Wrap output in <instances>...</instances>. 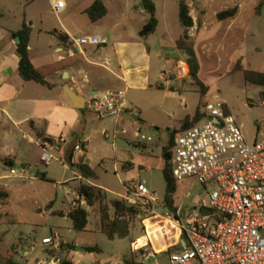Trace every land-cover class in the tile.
Returning <instances> with one entry per match:
<instances>
[{"label": "crops", "instance_id": "1", "mask_svg": "<svg viewBox=\"0 0 264 264\" xmlns=\"http://www.w3.org/2000/svg\"><path fill=\"white\" fill-rule=\"evenodd\" d=\"M40 1L0 0V189L6 194V198L0 201V227L10 226L11 230L7 228L5 231L12 232L13 235L10 248L4 252L0 251V264H23V262L31 264L29 261L32 260L31 256L36 251L44 252L46 256L47 252L41 241L52 233L57 236L59 242L54 255L61 262L82 264L76 256L70 254V245L62 242L51 226L42 228L44 224L51 222L49 215L54 214L51 200L33 201L26 212L9 206L13 193L5 189L11 188V183L20 181L23 185L17 186L16 192L23 194V198H28L30 190L33 192L34 188L24 182L33 181L29 173L31 160L36 153L39 163L42 164L40 161L42 151H47L52 157L53 151L58 152L61 161L63 157L62 165L66 168L87 165L94 171L91 166V153L94 150V141L98 140L96 136L98 131L91 129L93 118L87 116L89 112L84 109L86 100L91 96L106 91L124 93L128 110L121 115L120 119H111L109 124L111 130L114 129L112 131L114 139L121 134L125 135L122 138L125 142L132 143L134 139H137L136 135L140 134V125L149 129L160 126L156 113L162 110L164 101L180 98L179 82L173 80L172 75L163 80L161 74L173 69L174 63L178 60L179 56L177 57L176 53L180 51L178 43L183 35V27L175 10L169 11L166 0H150L155 7L157 26L155 31L147 36L140 35V30L147 20L141 0H101L106 14L95 22H92L86 13L94 0H62L63 9L58 13L53 11L50 0H44V9L41 8ZM260 1L194 0L192 3L183 1L188 6L193 22L187 35L194 53L193 38H196L199 33L209 32L210 27H214L213 32L220 34L225 42L223 49L232 48L238 34H242L244 27L249 23L245 21V16L252 17L251 20L264 16V8L259 14L256 13V7ZM230 9H236L234 17L225 20L217 19L219 13ZM170 12L173 19H170ZM174 13L178 21H174ZM48 14L55 17L56 20L53 23L48 21L49 17H46ZM23 23L30 28L28 42L30 62L50 87L26 80L19 70L20 59L16 54L19 38L16 33ZM172 24L181 29L177 37L170 38ZM159 28L167 38L162 44L165 47L163 52L159 51L153 38H150L158 32ZM90 36L97 37L101 44L77 46L73 43L76 39ZM239 61L242 64V61ZM186 79H192V77L189 76ZM67 89H72L78 96L84 98L83 108L79 109L73 105L66 94ZM261 91L263 92L264 88H261ZM179 102L181 105V99ZM142 106L149 111L155 110V115L151 112L148 116H143L140 111ZM128 113L131 115V121L126 118ZM194 114L191 117L187 115L186 119H191ZM123 126L130 129V133ZM120 128L125 130L124 134L122 130L117 132ZM99 134L105 139L110 138L108 129L105 127L100 129ZM153 134L158 135L159 131H153ZM77 144L81 147L80 151L74 150ZM142 148H145L144 144ZM125 152L118 150L116 143H113L112 162L115 171L118 168L121 171L128 169L134 162L129 159V154L124 155ZM135 162L142 164L141 160ZM20 168L27 171L25 179L19 180L10 175L11 169ZM146 168L149 167H143V170H149ZM40 178L44 179V175ZM95 178L86 183L104 191L100 186L95 185L93 182ZM74 181L78 182L79 186V175ZM126 183L122 181L123 186ZM69 192L70 190L65 187V193ZM49 204L50 207H48ZM174 205L177 207V216L181 218L194 208L200 210V208L208 207L204 203H198L197 207L182 213L181 205H177L175 201ZM46 213L48 214L45 218ZM56 214L67 218V212H56ZM138 223L139 226L134 231L138 232L139 229L140 232L141 228V234L134 238L130 233L128 239L130 241L133 237V249L129 258H122L118 264H125L130 259L139 264H154V260L155 264H164L161 262L163 254L169 257L170 254L182 249L185 240L179 231L165 226L162 228L158 221L145 216ZM36 229H42L43 236L39 243L35 236L31 235ZM169 240L174 242L167 244ZM155 245L161 249L159 252ZM78 249L76 252H85L84 248L78 247ZM168 249H171L169 253H167ZM95 252L99 253L100 250L97 249ZM147 255L149 260L145 261L144 257ZM92 261L103 264L96 259H91L90 262Z\"/></svg>", "mask_w": 264, "mask_h": 264}, {"label": "rangeland", "instance_id": "2", "mask_svg": "<svg viewBox=\"0 0 264 264\" xmlns=\"http://www.w3.org/2000/svg\"><path fill=\"white\" fill-rule=\"evenodd\" d=\"M178 1L166 0L169 11L174 9L177 16ZM183 1L192 3L194 0ZM39 4L42 9L45 8L44 0H41ZM169 15L170 19H173L171 12ZM176 15L174 13V21H178ZM46 17H49L48 21L51 23L56 20L50 14L46 15ZM251 18L245 16V21L249 23L244 27L242 34H238L232 48L223 49L225 42L221 39L220 34L213 32L214 27H210L209 32L199 33L196 38H193L195 59L199 66L196 78L178 79L172 75L173 80L179 82V99H181V105H179V99H166L162 110L156 113L160 126L149 129L140 125V135L150 137L152 139L150 143H142L140 139H134L132 143H127L122 139L125 135L121 134L117 135V138L114 139L112 137V131L114 129L111 130L109 125L112 121L111 119H100L91 113H87V116L93 118L91 129L98 131L96 134L98 140L94 141V150L91 153V166L94 169L96 177L93 182L96 186L104 189L107 201L119 199V195L124 194L125 186L122 185V181H126V185L130 182L142 183L159 200L163 199L165 181L162 175L164 161L162 153L163 151L169 150L168 145L173 133L181 131V125L186 120V116L189 115L191 117L201 102L202 104L223 103L227 113L240 126L244 141L247 145H251L254 141L264 139V106L260 105V102L264 99L261 97V88L246 82L241 71L233 70L235 63L241 60L242 64L239 62L245 70L264 71V16L261 18L256 17L253 20ZM180 29L181 27L172 24L170 26V38L177 37ZM150 38H153L152 40L159 47V51L163 52L165 47L162 44L167 38L160 31V28ZM150 38L149 40H151ZM151 43L154 44L152 41ZM161 46L163 48H160ZM181 53L182 51H177L176 53L180 61L186 58ZM140 111L143 116H148L151 112L155 115V110L149 111L143 106ZM126 118L131 121V115L129 113ZM102 127L108 129V133L110 134L109 139H105L104 136L99 134ZM124 129L126 128L124 127ZM121 130L122 128L118 129L117 132ZM126 130L130 133V129L127 128ZM153 131H159V134L154 135ZM119 140H122V143ZM114 142L118 150H122V152L126 151L124 155L129 154V159L134 160L128 169L121 171L118 168L117 171L114 170L112 162ZM142 144L145 145V148H142ZM52 154L54 158L47 166L39 163L36 153L33 155L31 160L32 164L29 169L33 181H25L24 184L33 187L34 191L32 192L30 190V198L28 196L25 199L23 198V194L16 192L17 186L21 187L23 183H20V181H18L19 183H11L12 187L5 189L7 192L11 190L13 193L9 206L27 212L33 201L51 200L53 202L52 211L54 214L49 215L51 216V222L44 224L42 228L46 229L51 226L59 235L61 241L70 245V254L76 256L82 264H88L91 259L99 260L103 264H118L122 258H129L130 252L133 249L129 239H107L99 230V217L96 210L91 209L87 226L81 232H75L72 229L71 221L68 218L56 214V212H67L66 209L70 202L77 200L76 188L78 182L74 181V179H76L79 173L76 166H70L71 168L64 167L62 165V161H64L63 157L61 161V156L58 152L53 151ZM124 155L123 157H125ZM140 160L142 164L135 162ZM143 167H149L146 168L149 170H143ZM41 175H44V179L40 178ZM65 187L70 190L68 194L65 193ZM213 190L214 187L212 185L202 186L191 179H186L183 182L177 183L174 201L177 205H181V212L186 213L192 208L197 207L198 203L208 205L209 195ZM143 216L140 214L136 219V223L131 232V236L134 238L141 234V228L140 232L139 229L137 230L138 232L134 231V229L138 228V222ZM164 225L168 228L167 224ZM7 228L11 230L10 226L2 225L0 227L2 239L0 242L1 252L9 249L12 244L13 235L12 232L5 231ZM31 235H34L37 243H39L43 236L42 229H36ZM168 235L170 236L171 234ZM171 242L174 241L169 240L167 244ZM78 247H94L99 249L100 252H76V248ZM156 249L158 252L161 250L157 246ZM44 256V252L36 251L32 254V260L29 262L35 264L37 259ZM161 262L164 264L168 263L166 254L162 255Z\"/></svg>", "mask_w": 264, "mask_h": 264}, {"label": "built area", "instance_id": "3", "mask_svg": "<svg viewBox=\"0 0 264 264\" xmlns=\"http://www.w3.org/2000/svg\"><path fill=\"white\" fill-rule=\"evenodd\" d=\"M50 2L55 13L63 9L62 0ZM73 43L99 46L101 41L90 36ZM171 75L188 78L186 60L177 61L161 78L165 80ZM260 105L264 106V100ZM84 109L99 118L118 120L128 110V104L122 91H106L87 99ZM202 113L200 122L175 135L169 167L176 183L191 179L202 186L214 187L207 207L210 213L202 215L196 210L183 218L174 216L162 200L139 182L125 185L120 198L146 218L160 220L183 236L182 249L170 254L167 264H264V139L247 145L240 126L225 112L223 103H206ZM121 132L124 134L125 130ZM136 138L143 143L152 141L139 133ZM74 150L80 151V145H75ZM52 159L50 153L42 151L43 165H48ZM9 173L18 179L27 176L23 168L11 169ZM77 208L90 212L83 198L72 200L66 210ZM58 243L54 233L44 239L42 246L46 256L37 259L35 264H60V259L54 255ZM151 258L154 260L153 256ZM144 260H149V255Z\"/></svg>", "mask_w": 264, "mask_h": 264}, {"label": "trees", "instance_id": "4", "mask_svg": "<svg viewBox=\"0 0 264 264\" xmlns=\"http://www.w3.org/2000/svg\"><path fill=\"white\" fill-rule=\"evenodd\" d=\"M143 3V9L146 12L147 20L140 30L141 36H147L153 33L157 26V20L155 17V7L150 0H141ZM264 8V0H261L256 7V13L259 14ZM87 15L92 22L101 19L106 14V9L101 2V0H94L91 7L87 10ZM236 14V9H230L221 12L217 15V19L225 20L234 17ZM178 17L179 21L183 27V35L178 43V48L186 56V63L189 67V75L192 79L196 78L197 72L199 70L198 63L195 59V53L193 46L187 35V31L193 26L192 19L189 15L188 6L183 2H178ZM19 38V42L16 45V54L20 59L19 70L21 74L28 81H33L35 83L50 87V85L45 81L44 77L37 72L32 66L29 54H28V42L30 36V28L23 23L20 30L16 33ZM63 40L64 38L60 36ZM233 70L241 71L243 78L246 82L257 86L259 88H264V72L245 70L241 66L240 62H237ZM205 103H200L194 116L191 120L186 119L182 123V130L192 128L203 118L202 108ZM225 112L227 113L226 107ZM177 133H173L169 141V150L163 151L162 156L164 160V166L162 169L163 179L165 181V193L163 196V203L168 212L174 216L177 213V207L174 205V194L176 191L177 183L173 180L170 167H169V157L170 150L173 145L174 137ZM79 173V186L77 189V198H83L86 205L90 209L96 210L99 217V230L105 237L109 240L114 239H125L130 236L131 231L134 228L136 219L139 217L140 212L135 210L133 207L129 206L126 202L120 199H113L107 201L105 192L99 188H96L87 181L95 178V173L87 165H78ZM6 198V194L0 189V201ZM51 205L49 204L48 207ZM89 214L85 209L77 208L67 212V218L71 221L72 229L75 232H81L85 230L88 223ZM159 225L164 228V224L158 220ZM131 245H133V238L130 239ZM70 248V246H69ZM171 249H168L167 253ZM85 252H95L97 248H84ZM9 264V263H8ZM60 264H68L64 261ZM125 264H139L134 260L126 261Z\"/></svg>", "mask_w": 264, "mask_h": 264}, {"label": "water", "instance_id": "5", "mask_svg": "<svg viewBox=\"0 0 264 264\" xmlns=\"http://www.w3.org/2000/svg\"><path fill=\"white\" fill-rule=\"evenodd\" d=\"M143 6V4H141ZM18 40V38H17ZM67 96L70 98V100L72 101L73 105L76 106L77 108H83V104L84 103V98L78 96L72 89H67L66 91ZM261 97L264 99V91L261 92ZM83 101V102H82ZM197 210V208H194L193 211ZM200 212L202 215H207L210 213V210L206 207L200 208ZM77 250H79L78 248H76ZM80 251H82L80 249Z\"/></svg>", "mask_w": 264, "mask_h": 264}, {"label": "bare ground", "instance_id": "6", "mask_svg": "<svg viewBox=\"0 0 264 264\" xmlns=\"http://www.w3.org/2000/svg\"><path fill=\"white\" fill-rule=\"evenodd\" d=\"M141 243V242H140Z\"/></svg>", "mask_w": 264, "mask_h": 264}]
</instances>
